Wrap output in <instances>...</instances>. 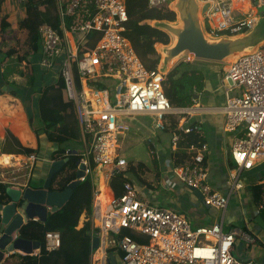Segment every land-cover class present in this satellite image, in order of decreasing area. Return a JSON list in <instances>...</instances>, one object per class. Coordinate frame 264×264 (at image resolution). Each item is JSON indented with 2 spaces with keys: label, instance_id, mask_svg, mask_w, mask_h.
I'll use <instances>...</instances> for the list:
<instances>
[{
  "label": "built area",
  "instance_id": "1",
  "mask_svg": "<svg viewBox=\"0 0 264 264\" xmlns=\"http://www.w3.org/2000/svg\"><path fill=\"white\" fill-rule=\"evenodd\" d=\"M196 1L199 5H208L201 27L211 39L241 37L264 19V14L258 11L259 16H255V8L264 7V0H241L244 4L241 7L236 6L240 0ZM54 2L62 35L49 25L39 28L42 39L39 65L50 69L54 60L63 56L60 73L67 98L73 104L83 144L75 168L76 172L83 174L79 181L89 180L97 166L104 168L98 174L100 186L98 191H93L91 214L87 219L93 229H99L93 234L99 238L97 250H101L105 260L110 249L120 253L119 264H250L238 260L232 252L237 239L254 243L246 232H224L222 222L193 229L186 215L150 204L144 199L142 188L131 183L124 185L121 197L107 191L104 183L108 186L109 180L127 164L118 155V138L135 133V129L123 121L124 118L153 116V128L163 133L167 116H179L176 130L189 134L201 128V123L195 120L199 108L197 105L189 109L171 107L164 91L167 73L160 71V65L148 70L130 40L123 35L128 19L124 0ZM165 2L148 0V8H159ZM93 31L100 33L94 48L79 55L87 42L86 35ZM262 49L264 44L219 64L223 67L220 89L225 94L224 106L220 109L224 116L223 132L233 135L229 154L234 168L230 173L232 188L229 195L213 190L207 182L206 144L184 149L186 161L178 163L176 134L165 146L160 139L149 140L150 154L164 190L182 185L188 191L198 192L202 196V205L224 213L234 189L241 188L240 175L264 164ZM73 61H76L78 84ZM27 159L30 166L37 161L35 155H29ZM10 165L0 163V183L16 186V170L10 172L12 181L5 177L6 170L14 169ZM101 184L106 191L105 204L102 203ZM22 186L26 188L27 184ZM254 211L263 215L264 203H255ZM122 230H128L145 241L136 242L130 236H120ZM44 242L48 253L57 251L62 242L61 233L46 232ZM30 256L38 258L40 248Z\"/></svg>",
  "mask_w": 264,
  "mask_h": 264
},
{
  "label": "crops",
  "instance_id": "2",
  "mask_svg": "<svg viewBox=\"0 0 264 264\" xmlns=\"http://www.w3.org/2000/svg\"><path fill=\"white\" fill-rule=\"evenodd\" d=\"M7 3L8 0L2 6L1 16L7 18L10 28L7 30L6 38H1L0 40V59H2V53H5L9 49H13L15 53L21 55L26 39V32L17 30L18 23L25 17L23 0H17L18 7L16 12H10ZM149 22L155 23L158 21ZM12 31H15L16 34H12ZM163 47L165 46L157 44L155 49L161 50ZM40 59L41 44L39 53L32 57L30 62V67L33 68L34 73H28L26 62L20 63L17 58L13 57L0 65V154L2 156H10V167L14 168L6 170L5 177L9 181H12L10 172L15 170L17 171L16 175L18 177V185L10 186L8 184V188L22 190L24 189L22 185L25 183L27 187H41L51 163L54 162L51 160V155L58 150L57 144L48 142L45 138L43 131L44 115L42 112L45 105L55 110L63 108L64 94L61 93V97L58 91L52 89L53 86H59V77L61 75L59 72L63 56L55 59L50 69L40 68ZM201 64L206 66L203 67V71L206 74V84L203 92L198 95L199 99L193 106L197 105L199 108L195 112V120L201 123V129L206 137L207 151L205 153V161L208 167L207 182L213 190L223 195H229L232 188V183H229V181L231 182L230 173L234 168L229 154L230 142L233 135L223 132L222 119H219V115L224 117L220 109L224 106L225 102V94L220 89L222 69L209 63ZM52 98H54L53 105L45 103ZM68 101L70 100L68 99ZM70 112L72 110H69L68 113ZM9 134L16 138L22 147L35 150L33 154H30L35 155L37 158V161L33 165H27V157L29 155L16 154V147L12 143ZM79 143L80 149L82 150L83 144L81 143V136ZM71 146L73 144L68 145V151L73 150ZM74 152L76 151H72V155H74ZM239 180L241 188L238 190L234 189V193L230 196L227 209L224 213L218 211L215 219L204 212L202 202L198 199L197 195L194 192L186 190L182 185L173 190H164L161 185L154 190L145 188L142 189V194L144 199L149 200L152 205L170 208L187 215L191 221V226H195L194 228L222 222L224 232H246L254 239V243L247 244L241 239H237L232 249L234 256L246 263L250 261L252 264H264V231L255 221L258 217L263 222L264 220L262 214L255 213V202L252 197V188L258 184H264V164L257 166L249 172H243ZM92 189L93 191H97L93 186ZM103 189L104 186L101 189V195L105 201L106 196ZM90 190L91 188L88 187L87 193ZM107 191L110 192L109 189ZM238 192L246 193V198L236 199L237 201L231 202V198L235 197ZM84 201L85 199L78 205V208L74 207L71 202L64 204L66 206L64 210L67 211L64 216L66 224H60L61 226L53 230H60L61 228L64 231L67 224L73 221L77 229L81 228L83 223L87 221ZM8 203H10L9 199ZM31 221L38 222L36 218ZM25 224L22 223V227ZM45 227L47 228V226ZM21 228L18 230V237L31 241L32 234L36 232L33 230L25 231L24 229L21 233ZM12 237L15 239V232L12 234ZM97 253L100 256L96 257ZM93 259L99 262L104 259L105 264V258L101 250L94 252ZM31 260L33 262V257L30 255H24L17 251H13L12 253L4 252L1 264H40L37 261L31 263ZM116 261H118L117 258ZM40 262L41 264L51 263L48 259H42Z\"/></svg>",
  "mask_w": 264,
  "mask_h": 264
},
{
  "label": "trees",
  "instance_id": "3",
  "mask_svg": "<svg viewBox=\"0 0 264 264\" xmlns=\"http://www.w3.org/2000/svg\"><path fill=\"white\" fill-rule=\"evenodd\" d=\"M5 1L6 0H0V40L1 38H6L5 36H7V30L10 28L7 18L5 16H1L2 6ZM124 1L128 19L124 24L123 35L130 40L135 53L144 66L148 70H154L159 65L161 59L160 54L157 53L155 49V46L157 44L167 46L170 42V38L164 31L151 26L154 22L149 21H165L169 23L175 22L176 14L169 8L170 3L174 0H166L164 5L156 9L148 8V0ZM23 3L25 17L18 23L17 30L26 32V39L23 44L24 50L21 55L15 53L13 49H9L5 53H2L0 65L4 64L9 58L13 57L17 58L20 63L26 62L28 73H34L33 68L30 67V62L31 58L36 56L40 51L42 39L39 28L42 25H49L56 29L60 35H62V31L60 30V21L57 15L54 0H23ZM147 21L151 25L146 23ZM12 34H16V32L12 31ZM99 36L100 33L97 31L90 32L86 35L87 42L80 49L79 55L92 50ZM203 67L206 66H204V64L194 65L189 61H182L166 74L164 91L171 107L189 109L193 106L194 96L201 94L205 88L206 74L203 71ZM72 68L75 80L78 84L76 61L72 62ZM59 78V86H53L52 89L58 91L60 96L61 93L64 94L66 101L64 99L63 108L55 110L45 105L42 113L44 115L43 131L45 138L48 142L58 145V150L51 155V160L63 161L67 159L64 168L60 173L53 177L50 186V190L61 192L67 188V185L71 181L74 180L75 167L79 154L76 150H72L77 152L75 155H72V151H68L67 147L69 144L79 146L80 136L77 121L73 115V104L67 99L61 75ZM45 103L53 105L54 98L49 99ZM69 110H72V112L68 113ZM177 119L174 115L167 116V124L163 133L168 135L169 139L173 134L178 136L176 159L178 163H184L187 157L184 149L189 148L190 146L200 147L201 145L206 144V137L201 128L199 130L192 131L189 134H184L183 132L176 130ZM9 136L12 139V143L16 147V154L30 155L35 152L34 149L22 147L16 138L10 134ZM126 162L127 164L121 172L113 176L108 182V188L115 197H121L124 194V185L126 183H131L136 185L138 188H146L148 190H154L159 187L160 174L156 169L155 163H153L154 166L150 167L140 161L134 163V161L126 160ZM149 176L152 177V180L146 179V177ZM7 188V184L0 183V205H6L8 202L6 194ZM102 188L103 185L101 184V189ZM103 190L105 191V188ZM73 196L74 194L69 202H71ZM252 197L255 203H264V184H258L252 188ZM92 201L93 189L88 191L84 201L87 219L91 214ZM102 203H104V199H102ZM65 207L66 206L64 205L60 209L51 212L47 216V220L45 222L46 225L39 222L29 221L21 228V233L24 229L25 231L33 230L36 232L37 228L47 226V228L45 227L43 229L42 233L36 232L35 234H32L33 236L31 241H38L40 244V256L38 258H33V260L39 262L40 264L42 259H48L51 262L50 264H91V256L94 253V251L91 250V241L93 239V234L98 233L99 229H93L90 221L87 220L79 229L76 228L75 222L73 221L67 224L64 231L61 230V228L60 230H53L54 228L61 226L60 224H66L64 219L65 214H62ZM48 231H58L62 236L60 248L57 251L50 253L46 250L45 252L41 251L40 241L41 239L44 241V234ZM25 233L28 234L27 232ZM120 236H130L136 242L145 241L128 230H122ZM109 252L115 255V258L118 260L117 264H119L121 254L115 252L113 249H110Z\"/></svg>",
  "mask_w": 264,
  "mask_h": 264
},
{
  "label": "water",
  "instance_id": "4",
  "mask_svg": "<svg viewBox=\"0 0 264 264\" xmlns=\"http://www.w3.org/2000/svg\"><path fill=\"white\" fill-rule=\"evenodd\" d=\"M172 8L176 14L177 24L158 21L152 25L170 37V43L161 49L159 65L162 72H166L167 65L174 60L177 62L167 73L186 59L200 63L220 64L238 53L252 51L264 44V36L258 31L260 23L241 37L211 39L204 34L201 27V19L208 9L207 4L199 5L196 0H174ZM198 99L199 96L195 95L194 100ZM73 154L75 155L76 152ZM66 162L67 160L52 162L39 188L6 189L10 203L0 205V264L4 252L17 251L24 255H32L40 248L38 241H28L18 237V230L22 227V223H27V220L31 221L36 218L39 223H45L50 212L60 209L70 200L72 193L81 183L79 178L83 176L82 172L74 173V180L67 185L64 191L50 190L53 177L62 171ZM195 194L202 201V196L198 192ZM202 206L204 212L211 218L217 217L216 209ZM255 221L264 231V222L261 218L258 217ZM14 232L15 239L12 237ZM98 247L99 238L95 236L91 241V250L96 251ZM105 264H117L113 253H108Z\"/></svg>",
  "mask_w": 264,
  "mask_h": 264
},
{
  "label": "rangeland",
  "instance_id": "5",
  "mask_svg": "<svg viewBox=\"0 0 264 264\" xmlns=\"http://www.w3.org/2000/svg\"><path fill=\"white\" fill-rule=\"evenodd\" d=\"M7 7H8L10 12H16L17 11V7H18L17 0H8ZM172 9L173 8H172V4H171V10ZM255 11H256L255 16H259L257 14V11L259 12V14H264V7L255 8ZM251 14H253V12H251ZM246 16L249 17V15H246ZM175 23L177 24V21L172 22L171 24H175ZM259 23L260 24L258 26V31L262 34V36H264V19H262ZM13 37H14V35H13ZM156 51H157V53L160 54V57H161V50L157 49ZM262 51L264 52V49H262ZM184 61H189L192 64H194L196 62L195 65L201 64L200 62L189 60V59H186ZM209 64L211 65L212 63H209ZM213 65H216L217 67H219V68H221L223 70V67L221 65H219V64H213ZM167 71L168 70H166V73H167ZM219 116H220L219 119L220 120L222 119L221 122H222V127H223L224 117H222L221 115H219ZM175 117H176V119L178 118V116H175ZM123 121L125 123H127L128 125H130L131 127H133L135 129V133L134 134H125L124 137H119L118 138V142L120 144V150L118 152V155L120 157L124 158L125 160L134 161V163L140 161V162H143V163H145L146 165H148L150 167L154 166L153 163H155V162L152 160V156L150 154V144L151 143L149 142V140L157 141L158 139H160L162 141V143H161L162 146H165V145H167V142L169 140V136L164 134V133H161V132H159V131H157V130H155L153 128V124L155 122V118L153 116L126 117V118L123 119ZM71 147H73V150H76L79 153L82 152V150L80 149V145L79 146L78 145H73ZM103 171H104L103 167H98L97 166L94 169V171H93L92 177L87 182L80 183L78 185L77 189L72 193V195L74 194V196H73V199L71 200V204H73L74 207L78 208V205L84 199H86V196L88 194L87 193L88 187L92 188V186H93L98 191L99 185H100V180H99L98 174H99V172H103ZM146 179H151L152 180V177L149 176V177H146ZM241 179H243V178H241ZM229 183H231V182L229 181ZM104 185L108 188L106 182L104 183ZM239 194L241 195V197H240ZM246 196H247L246 193L238 192L235 195V197L231 198L230 201L232 202V201H235L236 199H243V198H246ZM66 212L67 211L64 210L62 212V214L66 215ZM181 214H183V213H181ZM49 222H50V220H49ZM42 224L46 225L45 223H42ZM194 227L195 226L192 225L193 229H195ZM43 229H44V227L37 228L36 232L42 233ZM40 241H41V251L45 252V242L42 239ZM91 259H92L91 264H99V263H96V261L93 259V256H91ZM237 259L239 260V258H237ZM30 262L34 263V260H33V262H32V260ZM247 262L252 264L250 261H247Z\"/></svg>",
  "mask_w": 264,
  "mask_h": 264
},
{
  "label": "bare ground",
  "instance_id": "6",
  "mask_svg": "<svg viewBox=\"0 0 264 264\" xmlns=\"http://www.w3.org/2000/svg\"><path fill=\"white\" fill-rule=\"evenodd\" d=\"M242 4H243V3H242V1L240 0V1L237 2L236 6H237V7H241ZM243 5H244V4H243ZM250 51H251V50H250ZM250 51H245V52L238 53V54H236V55H234V56L228 58L225 62L230 61V60H232V59H235V58H236L237 56H239L240 54L247 53V52H250ZM176 62H177V60H174V61L170 62V63L167 65L166 70H167L168 68H170L171 66H173ZM0 160H1V161H0L1 164H5V165H9V164H11V157H10V156L3 155V156L1 157ZM106 202H107V200L104 201V204H105ZM97 256H100V255H98V253H97L96 257H97ZM100 262H101V264H104V259H103L102 261H100Z\"/></svg>",
  "mask_w": 264,
  "mask_h": 264
},
{
  "label": "clouds",
  "instance_id": "7",
  "mask_svg": "<svg viewBox=\"0 0 264 264\" xmlns=\"http://www.w3.org/2000/svg\"><path fill=\"white\" fill-rule=\"evenodd\" d=\"M76 165H77V163H76ZM76 168V167H75ZM75 172H76V170H75ZM27 188V187H26ZM25 189V188H24ZM109 189V188H108ZM23 190V189H22Z\"/></svg>",
  "mask_w": 264,
  "mask_h": 264
}]
</instances>
